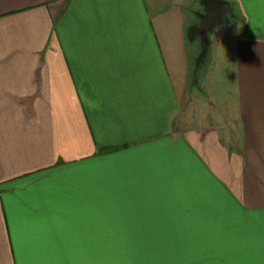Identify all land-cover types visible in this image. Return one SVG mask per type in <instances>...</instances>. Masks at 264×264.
<instances>
[{
  "label": "crops",
  "instance_id": "obj_1",
  "mask_svg": "<svg viewBox=\"0 0 264 264\" xmlns=\"http://www.w3.org/2000/svg\"><path fill=\"white\" fill-rule=\"evenodd\" d=\"M227 1L198 112L200 0H0V264H264V0Z\"/></svg>",
  "mask_w": 264,
  "mask_h": 264
},
{
  "label": "rangeland",
  "instance_id": "obj_2",
  "mask_svg": "<svg viewBox=\"0 0 264 264\" xmlns=\"http://www.w3.org/2000/svg\"><path fill=\"white\" fill-rule=\"evenodd\" d=\"M203 10L202 6L198 2L194 8L193 11V23L196 24L198 22V16L197 14L201 13ZM238 19V18H237ZM236 17L231 18V25L227 26H221L220 28H217L216 30L212 31L209 34V52L208 56L206 58L205 63L201 67L198 73V82L193 83V70H194V64L195 60L198 57L200 53V40L197 39L193 43L188 41V47L189 50L192 52V67H191V73H190V89L193 91L192 99L193 102V108H197L198 112L201 107V97L199 95L198 91L199 86H201V83L203 82L204 77L209 76L213 77V81L217 79V77H222V81L218 83L217 87L211 85V92L212 94L217 95L218 98H215V103H218V106L221 105V101L226 99L227 101L232 102L231 98L229 97L232 95L233 92L230 89V86L232 87V81L231 77H234V72L229 70V64L224 60V56H226V52L224 50V46L228 43V39L233 36V31L231 30V27L236 22ZM193 24V25H194ZM229 31V32H227ZM232 32V33H231ZM226 34V35H225ZM237 34V33H236ZM235 34V35H236ZM228 37V38H227ZM227 41V42H226ZM216 45V47H215ZM222 97V98H221ZM188 105L184 104V110L183 113L189 111ZM187 110V111H186ZM192 112V111H191ZM183 115V114H182ZM183 118V116H182Z\"/></svg>",
  "mask_w": 264,
  "mask_h": 264
},
{
  "label": "water",
  "instance_id": "obj_3",
  "mask_svg": "<svg viewBox=\"0 0 264 264\" xmlns=\"http://www.w3.org/2000/svg\"><path fill=\"white\" fill-rule=\"evenodd\" d=\"M203 10L197 14L198 22L187 30L188 41L200 40V53L195 60L193 83H197L198 73L206 61L209 52V34L221 26L231 24L234 7L227 0H200Z\"/></svg>",
  "mask_w": 264,
  "mask_h": 264
}]
</instances>
